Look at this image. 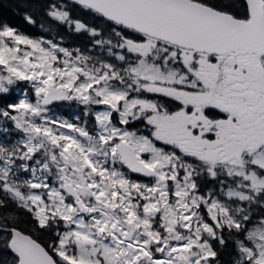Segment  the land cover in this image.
Masks as SVG:
<instances>
[{
  "label": "snow or ice",
  "instance_id": "obj_1",
  "mask_svg": "<svg viewBox=\"0 0 264 264\" xmlns=\"http://www.w3.org/2000/svg\"><path fill=\"white\" fill-rule=\"evenodd\" d=\"M0 264H264V0H0Z\"/></svg>",
  "mask_w": 264,
  "mask_h": 264
},
{
  "label": "trees",
  "instance_id": "obj_2",
  "mask_svg": "<svg viewBox=\"0 0 264 264\" xmlns=\"http://www.w3.org/2000/svg\"><path fill=\"white\" fill-rule=\"evenodd\" d=\"M3 4L7 7L8 5V0H3ZM18 23H20V21H17Z\"/></svg>",
  "mask_w": 264,
  "mask_h": 264
}]
</instances>
